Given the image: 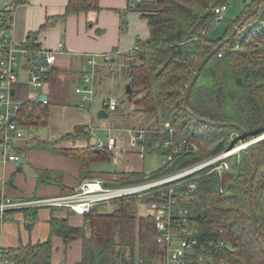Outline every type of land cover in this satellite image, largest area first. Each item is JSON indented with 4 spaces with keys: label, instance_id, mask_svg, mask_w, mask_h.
I'll return each mask as SVG.
<instances>
[{
    "label": "trees",
    "instance_id": "1",
    "mask_svg": "<svg viewBox=\"0 0 264 264\" xmlns=\"http://www.w3.org/2000/svg\"><path fill=\"white\" fill-rule=\"evenodd\" d=\"M22 1L25 0H15L14 4ZM228 1L144 0L135 8L145 20L149 35L145 41L137 42L136 50L127 58L126 76L131 88L127 97L134 100L140 113L154 117L156 125L167 122L176 129L175 142L187 139L199 148V153L182 152L165 172L191 166L233 149L232 134L243 142L246 137L251 139L264 134L262 0L258 13L248 17L242 26L247 27L244 33L235 34L204 63L183 109L184 94L197 66L212 49L231 35L243 17L254 10V0L243 3L240 15L227 24L223 35L213 39L210 33L216 18L214 9L222 5L227 7ZM98 9V0H68L64 14L46 22L37 33L59 19ZM37 33H29L21 48L39 50L40 46L34 43ZM16 90L14 99L21 103L19 124L34 128L46 125L49 103H32L27 85ZM200 120L209 121L214 126ZM83 129L76 127L69 135L53 143L42 142L34 148L79 162V183L87 179H105V186L117 188L145 182L147 177H158L164 172L161 169L150 176L139 172L97 173L93 166L110 162L111 154L107 150L96 152L91 144L84 149L56 147L59 142L85 139L88 133ZM151 135L158 141L168 138L157 133ZM251 152L256 157L255 170ZM225 161L226 169L212 171V166L197 174V189L186 202L190 223L198 233L197 248L211 257L212 264H264V139L252 144L251 148L237 150ZM253 172L251 215L263 247L250 229L248 216L247 183ZM45 182L65 190L60 181L53 180L45 171H38L37 183ZM136 201V198L122 199L111 212L102 213V208H92L82 217L83 222L89 225L88 238L84 235L85 227L71 226L66 219L52 217L48 220L46 240L5 249L6 258L11 264H51L53 238H59L64 251L75 241L80 242L77 264H135L136 260H140V264H148L157 256L153 242L157 234L150 217L134 216ZM152 201H155L154 197L147 196L140 202ZM22 212L30 225L36 221L37 210ZM219 243L223 245L218 247Z\"/></svg>",
    "mask_w": 264,
    "mask_h": 264
},
{
    "label": "built area",
    "instance_id": "2",
    "mask_svg": "<svg viewBox=\"0 0 264 264\" xmlns=\"http://www.w3.org/2000/svg\"><path fill=\"white\" fill-rule=\"evenodd\" d=\"M144 0H128L126 9L135 11L136 7ZM261 1V0H260ZM264 1V0H262ZM228 7L222 5L214 9L216 18L212 25V30L217 29L222 24L223 13ZM13 5L6 4L0 11V162H18L20 155L18 151L19 142L30 143L33 135L29 132L23 133L19 128V111L21 103L15 98V85L19 82L20 67H28V80L26 82L29 92L39 91L43 85L44 72L42 67L53 66L56 55L64 52L62 44L57 50L43 52L42 50H28L16 47L11 39V23L13 17ZM247 27L238 29L236 35H242ZM136 50V48H134ZM220 56V55H219ZM104 62H108L111 56H102ZM45 65H44V64ZM87 64L90 71H85L82 77L84 88H77L76 94L79 96V106L92 104L93 101V79L95 60L89 59ZM42 66V67H41ZM14 94L11 95V91ZM34 104L47 105L49 102L44 96H29ZM103 108L109 112L117 109V100L107 98L102 100ZM157 129V130H156ZM154 130H130L127 134L125 148L122 149L119 137L112 136L110 131L106 141L96 143L97 150H107L113 155V164L121 163L124 154L135 153L139 159H143L147 147L145 145L149 134L157 133L167 136L157 140L161 164L159 170L169 169L175 164L177 158L184 152L195 149L194 144H190L187 139L174 141L176 129L169 123L162 122ZM239 147V146H238ZM244 147L223 151L206 159L192 164L191 166L179 168L170 172H163L162 175L148 179L146 182L120 187H108L104 182L96 179H88L73 189L72 194L57 195L55 197L27 198L26 200H11L0 195V229L10 219L12 212L27 210H65L70 214L83 217L95 207L114 208L122 199L139 198L142 201L147 196L154 197L155 201L145 203L149 206L146 216L154 221L156 237L154 245L157 249V256L148 264H212L210 256L204 254L197 248L198 237L196 230L190 223L186 202L196 191L195 179L199 172L208 167L212 171H220L227 168L226 159L232 153ZM162 153L160 154V152ZM111 210V209H110ZM223 243H219L221 247ZM5 249L0 243V264H11L6 258ZM136 260L135 264H140ZM68 264V263H60ZM120 264V263H115ZM221 264V263H220Z\"/></svg>",
    "mask_w": 264,
    "mask_h": 264
},
{
    "label": "crops",
    "instance_id": "3",
    "mask_svg": "<svg viewBox=\"0 0 264 264\" xmlns=\"http://www.w3.org/2000/svg\"><path fill=\"white\" fill-rule=\"evenodd\" d=\"M14 1L15 0H0V11L6 6V4L13 5L10 39L18 48H21L22 44H24L29 33H37L40 27L46 24V22L52 20V18L62 16L68 2V0H25L15 5ZM127 3L128 0H98L99 9L96 10V12H81L78 15H71L66 17V19H59L55 21L52 26L39 31L35 37L34 43L35 45L38 44L40 50L43 52L57 50L60 44L64 47V52L56 55L57 59L53 66L48 68L41 66V70L46 73L45 82L51 78L52 83L55 82L56 84H61L59 87L63 89V85L66 84L68 78L73 77L78 81L79 79H82L85 71H90L91 69L87 64V61L89 59H94L93 101L96 96L101 95V93L98 92L97 84L99 72L103 70L108 74L110 71L107 72L109 69L107 67H110V65L113 64L117 65L121 61L123 63L121 62L120 65H125L127 58L133 53L134 48H136L137 42L145 41L149 35V29L145 20L140 17L138 12H129V10L126 9ZM221 35H223V33ZM219 37H217V39ZM109 55L111 56V59L108 62H104L102 56ZM27 70L28 67L26 65H23L22 68L20 67L19 82L15 85L16 88L27 85ZM75 87L76 89L84 88L81 86L79 87V85H75ZM16 88H14L15 93H17ZM53 92L54 91L49 88L39 92L47 99L49 105H51V103L54 105L53 108H50L49 106L47 117L49 121L47 127L50 129L47 140L37 141L33 133L29 131L30 128L34 127H24L19 124V128L22 132L31 133L33 138L30 143L26 142L21 144V142L18 144V148L20 149L18 153L20 157H22V160H19L20 162H0V195L6 198L11 200H26L27 198L69 195L72 194L74 188L84 182L82 181L79 183V162L74 159L65 158L62 155L52 154L46 150H39L38 148H34V146H37L42 142L53 143L55 140L72 133L76 127L84 128L83 131L88 133L87 137L85 139L77 138L59 142L56 144V147L67 150L73 148L84 149L87 144L95 146L97 142L103 141L102 139H99L97 135H93L95 131H93L91 114L93 113L92 104L94 102L90 105L84 106V108H81L79 104L70 106L69 102L56 104L60 102L53 103L51 101V99L54 98ZM28 95L34 96L33 91H30ZM107 98L113 97H105L100 100L102 101ZM78 102L80 103V101ZM130 130L126 129L119 131L116 129L115 132L128 134V131ZM106 131L104 141H106L107 134L110 130L106 129ZM115 132L110 131L112 136L119 137L118 134L114 135ZM95 149L96 152L101 151L97 150L96 146ZM136 156L137 155H135V157ZM111 159H113L112 154ZM123 159L124 160L120 159V162H125L126 164L131 163V160H129L127 155H125ZM24 165H26L25 170ZM116 165L113 164L115 167ZM92 169L97 173L101 172L95 169L94 166ZM38 171H45L51 176V178H53V180L60 181L65 190L62 191L58 185L47 182L39 185L37 183ZM131 172L130 168H128L124 173L129 174ZM98 180L105 184V179ZM110 209V211L114 210L113 207ZM42 210H46L48 213L45 217L40 218L39 212ZM42 210L37 212L36 221L31 224L37 225L32 229L30 228V223L27 222L24 217L23 212H17L20 214L22 222L27 224L25 225L27 230V235L25 236L26 241L23 243L22 240L17 238L13 247H4L1 239L2 229H0V243L3 247L6 249H14L18 245H25L28 244V242L31 244L43 242L47 239L49 232L48 220L52 217L66 219L71 226H83L85 227L84 235H89V225L83 222L81 216L75 215L76 217H81L80 221H82V225H72L68 220L69 216H67V211L64 212L62 210H57L56 212L55 210V213H53L54 210ZM12 214L13 212L8 221L11 220ZM8 221L7 223H9ZM32 232H35L37 240H31ZM86 237L88 238V236ZM8 238L11 239L10 234L8 235ZM75 242L78 243L76 247L79 252L80 243L79 241ZM74 243L71 245H74ZM78 261L79 259L74 262V264H77ZM60 263L68 262L64 260L59 262V264ZM51 264H58V262H54L52 257Z\"/></svg>",
    "mask_w": 264,
    "mask_h": 264
},
{
    "label": "rangeland",
    "instance_id": "4",
    "mask_svg": "<svg viewBox=\"0 0 264 264\" xmlns=\"http://www.w3.org/2000/svg\"><path fill=\"white\" fill-rule=\"evenodd\" d=\"M252 0H229L227 3V10L222 14L223 15V21L220 26L217 27V29H214L210 33V37L213 39H217L222 33L225 27L229 22H232L236 17L240 15L242 12L244 6L243 3H248ZM131 12V11H129ZM122 62V61H121ZM119 64L110 65V67L107 70L110 71L108 74L105 73V71L101 70L99 72L98 77V92L101 93V95L96 96L94 99V103L92 104L93 113L92 116V123H93V135H97L99 139H102L104 141L105 135H106V129H109L110 131L115 132L116 129L120 130H137V129H148V130H154L160 126L155 124V118L140 113L138 107L136 104H134V100L128 99L125 90L128 85V79H127V67L129 65V61L125 62V65L122 64V66ZM123 63V62H122ZM46 73H44V81L41 89L39 91H33L34 96L39 97L42 96L39 92L41 90L45 89H52L54 98L51 99L53 103L60 102L56 104H64L65 102H69L70 106H75L76 104H79V96L75 93V85H79V87H84L82 83V79L75 80L73 77L68 78V81L65 85H63V89L59 87L61 84H56L55 82L52 83L51 78L45 82ZM32 94V93H31ZM33 96V95H32ZM105 97H113L115 100H117L118 105L115 112H107V110L103 109L102 101L100 99ZM135 99V98H134ZM67 106V105H66ZM54 105L51 103L50 108H53ZM100 110H104L107 118H101L98 119L97 113ZM49 121V120H48ZM54 122V120H53ZM48 123V122H47ZM55 124V123H54ZM53 124V126H54ZM46 125H40V127L37 128H30L29 131L33 133L34 137L37 141L39 140H47V136H49V129ZM119 135L120 144L122 145V149L125 148V143L127 142V134L125 133H114ZM234 148H240V147H248L251 145V142L257 143V139L264 137V134H262L259 137L251 138L246 140L245 142L240 140V137H236L234 134L231 135ZM105 142V141H104ZM190 144L192 142L188 141ZM21 143V142H19ZM21 144H24L22 142ZM195 146V149H193L194 152L199 153V148L196 143H193ZM147 150L146 154L144 155V158L138 159V157H135V153H126L124 155H127L129 160H131L130 164H126L125 162H121L115 166H113V161L110 159V162H102L99 165H95L94 168L99 171H109L114 173H124L128 168H130V171L132 172H140L143 173L146 176H150L151 173H155V171L159 170L161 160L160 155H158L159 152V144L154 136L151 134L148 135L145 143ZM239 146V147H238ZM232 149V150H233ZM198 150V151H197ZM236 153V152H235ZM234 154V153H232ZM208 159V158H207ZM22 160V157L20 158ZM206 161V160H203ZM20 162V161H19ZM227 164V163H226ZM26 169V165H24V170ZM148 180V177H147ZM145 180V182L147 181ZM135 206L133 208V213L136 218L139 217H147V211L149 206L143 204L140 202V199L136 198ZM118 206L114 207L117 208ZM66 212L65 210H62ZM103 212H111L110 209L104 208L100 210ZM57 212V210H56ZM48 213L46 210H42L39 212L40 218L45 217V215ZM55 213V210L54 212ZM69 216L68 220L72 225H82V221H80L81 217H76L75 215H72L70 213L67 214ZM79 219V220H78ZM9 223L5 222L4 225L1 227V239L2 244L4 247H13L15 245V241L18 238L19 240H22L23 243L26 241L25 236L26 233V227L22 222V219L20 218V214L17 212H13L11 220L8 221ZM84 224V223H83ZM37 224L31 225L30 228H35ZM87 228V227H86ZM29 230V229H28ZM10 234V238H8V235ZM12 234V235H11ZM88 236V234L86 235ZM85 236V237H86ZM32 239L31 240H37L35 237V232H32ZM46 239V238H45ZM41 241V240H40ZM80 243V242H79ZM77 244L74 243V245H69L66 250L64 251V247L62 246L61 240L59 238H53V260L54 262H62L66 261L69 264H74L79 259L80 252H78Z\"/></svg>",
    "mask_w": 264,
    "mask_h": 264
},
{
    "label": "water",
    "instance_id": "5",
    "mask_svg": "<svg viewBox=\"0 0 264 264\" xmlns=\"http://www.w3.org/2000/svg\"><path fill=\"white\" fill-rule=\"evenodd\" d=\"M259 3H260V0H254V10H253L251 13L247 14L245 17H243V19L241 20L240 24H238V25L234 28V30L232 31L231 35H230L227 39H225L224 41L220 42V43L218 44V46H216L214 49H212V50L210 51V53H209L208 55H206V57L203 59V61L197 66V70L195 71L194 75L192 76V78H191V80H190V82H189L190 84H189V86L187 87L186 92H185V94H184V102H183V109H184V110H185V108H186V100H187V95L189 94V90H190L191 86L194 84V83H193L194 80L198 77L200 71L202 70V67H203L204 63H205L207 60H209L212 56H214V55L217 53L218 49H219L224 43L229 42L231 39H233V37H234V35L237 33L238 29H240V28H241V27L247 22L246 20H247L248 17L253 16V15H256V14L258 13V9H259V6H258V5H259ZM43 64H44V63H43ZM44 65H45V64H44ZM130 91H131L130 85H127L126 90H125L126 95H128V94L130 93ZM13 93H14V91L12 90V91H11V95H13ZM97 116H98V119H101V118H107V115H106V113L104 112V110H100V111L97 113ZM200 122H202V123H204V124L207 123V124H210V125L214 126L213 123H210L209 121H206V120H205V121H204V120H200ZM223 126H225V125H223ZM235 127H236L237 129H240V127H237V126H235ZM248 139H249V138L246 137L245 141L248 140ZM262 139H264V137H261V138L257 139L256 141H259V140H262ZM240 140H241V139H240ZM253 142H254V141H253ZM253 142H251V145L248 146L249 148H251ZM251 155L253 156V163H254V164H253V167H254V170H255V168H256V157L254 156L253 152H251ZM253 174H254V172H253L252 175L249 177V179H248V183H247V186H248V197H247V201H248V216H249V219H250V229H251L253 235H255V238H256V240L258 241V244H259L260 246L263 247L262 242L259 240L258 236L256 235V231H255V229H254L253 216L251 215V208H252V201H251V197H252V186H251V182H252Z\"/></svg>",
    "mask_w": 264,
    "mask_h": 264
},
{
    "label": "bare ground",
    "instance_id": "6",
    "mask_svg": "<svg viewBox=\"0 0 264 264\" xmlns=\"http://www.w3.org/2000/svg\"><path fill=\"white\" fill-rule=\"evenodd\" d=\"M115 57V56H114ZM26 213V212H25Z\"/></svg>",
    "mask_w": 264,
    "mask_h": 264
}]
</instances>
